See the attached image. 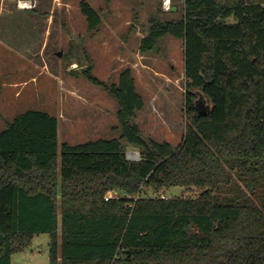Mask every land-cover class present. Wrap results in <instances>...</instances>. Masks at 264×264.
I'll use <instances>...</instances> for the list:
<instances>
[{"label": "trees", "instance_id": "trees-1", "mask_svg": "<svg viewBox=\"0 0 264 264\" xmlns=\"http://www.w3.org/2000/svg\"><path fill=\"white\" fill-rule=\"evenodd\" d=\"M184 4L181 20L156 22L140 43L148 53L167 36L184 41L182 145L143 137L134 120L145 104L130 68L110 86L82 68L117 101L121 137L61 145L59 119L40 110L7 122L0 264L40 235L50 236V264H264V0ZM81 9L97 30L99 13L87 2ZM123 141L140 149L139 161L127 159ZM171 188L200 194L164 199ZM112 192L122 195L107 201Z\"/></svg>", "mask_w": 264, "mask_h": 264}, {"label": "rangeland", "instance_id": "rangeland-1", "mask_svg": "<svg viewBox=\"0 0 264 264\" xmlns=\"http://www.w3.org/2000/svg\"><path fill=\"white\" fill-rule=\"evenodd\" d=\"M32 1L33 9L21 10L19 0H0V132L26 111L40 110L59 119L61 145L119 139L117 101L89 82L81 69L92 66L93 75L110 86L130 68L145 104L134 120L143 137L174 148L182 145L188 123L184 41L167 36L148 53L140 51V43L156 22L181 20L183 9L167 11L164 0ZM174 1L179 5L182 0ZM82 2L102 18L95 31L89 29ZM200 102L201 97L195 100L196 105ZM123 143L127 159L139 161L140 149ZM134 154L138 157L132 158ZM199 194L171 188L161 195ZM50 243L49 235L35 237L23 253L13 256L12 264H50Z\"/></svg>", "mask_w": 264, "mask_h": 264}, {"label": "built area", "instance_id": "built-area-1", "mask_svg": "<svg viewBox=\"0 0 264 264\" xmlns=\"http://www.w3.org/2000/svg\"><path fill=\"white\" fill-rule=\"evenodd\" d=\"M18 7L21 10H31L34 7L32 0H19ZM163 8L167 11L171 10L172 8V0H164L163 1ZM112 197H107L106 200L108 201ZM165 199V197H163Z\"/></svg>", "mask_w": 264, "mask_h": 264}, {"label": "crops", "instance_id": "crops-1", "mask_svg": "<svg viewBox=\"0 0 264 264\" xmlns=\"http://www.w3.org/2000/svg\"><path fill=\"white\" fill-rule=\"evenodd\" d=\"M172 4H173V6H172L171 10L173 13L179 12L181 9H183V11H184V8H185L184 0H182L181 3L179 2V5L174 0H172Z\"/></svg>", "mask_w": 264, "mask_h": 264}, {"label": "water", "instance_id": "water-1", "mask_svg": "<svg viewBox=\"0 0 264 264\" xmlns=\"http://www.w3.org/2000/svg\"><path fill=\"white\" fill-rule=\"evenodd\" d=\"M197 107L202 113H207V107L205 106V103L203 100H201V102L198 103Z\"/></svg>", "mask_w": 264, "mask_h": 264}, {"label": "bare ground", "instance_id": "bare-ground-1", "mask_svg": "<svg viewBox=\"0 0 264 264\" xmlns=\"http://www.w3.org/2000/svg\"><path fill=\"white\" fill-rule=\"evenodd\" d=\"M131 157H132V158H137L138 155L134 154V155H132Z\"/></svg>", "mask_w": 264, "mask_h": 264}]
</instances>
